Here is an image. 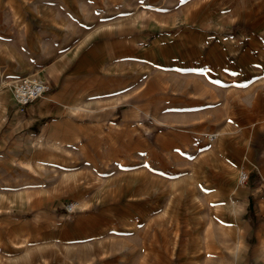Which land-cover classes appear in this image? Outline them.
I'll return each mask as SVG.
<instances>
[{
    "label": "crops",
    "instance_id": "0c3cea01",
    "mask_svg": "<svg viewBox=\"0 0 264 264\" xmlns=\"http://www.w3.org/2000/svg\"><path fill=\"white\" fill-rule=\"evenodd\" d=\"M134 5L153 10L150 14L162 23L135 32L128 20ZM162 5L163 0H0V95L12 100L14 108L6 105L0 119L11 128L13 152L22 155L0 154V165L28 164L36 172L27 171L25 178L1 177L0 194L13 197L18 193L26 196L28 207L38 205L34 213L43 220L47 231L43 237L66 257L75 248L87 249L89 257L78 261L81 264H229L225 256L238 261L243 254L234 257L225 248L243 245L248 202L236 192L231 196L247 202L241 222L228 223L226 212L215 209L227 180L222 144H217L219 178L208 177L205 182L209 184L199 191L188 185L185 190L173 189L168 196L163 190L149 192L145 184L119 191L110 185L99 191L87 184L98 176L107 182L116 180L113 174L95 172L96 166L131 165L125 157L117 160L115 156L116 150H130V127L125 122L108 126L104 119L131 117L126 105L132 99V71L153 67L183 73L179 89L198 102V114L207 126L220 130L241 152L250 153L253 164L245 168L250 173L249 186L264 181V123L228 135L227 122L231 103L249 111L251 103L245 98L260 97L264 36L252 28L246 33L212 29L196 24L190 15L187 20L176 17L175 12L168 24L158 14ZM153 47L156 59L151 58ZM40 72L52 90L16 111L14 83ZM262 94L264 106V88ZM119 101L120 114L105 107ZM84 105L91 110L72 111ZM19 128L24 129L20 138L13 135V129L19 134ZM52 151L59 152L61 165L93 167L80 175L79 182L84 184L78 185V204L70 219L59 218L50 206L52 188L46 184L45 167L52 165ZM14 201H8L11 207ZM259 212L253 209V218L247 222L261 223ZM119 229L127 234L117 237ZM149 229L176 230L180 237L166 243L162 238L148 241ZM117 238L123 240L119 241L123 247L117 248ZM257 245L258 252L264 245V232L259 233ZM212 248L222 251L224 259H212ZM69 259L65 261L72 264ZM251 262L264 264L258 253Z\"/></svg>",
    "mask_w": 264,
    "mask_h": 264
},
{
    "label": "rangeland",
    "instance_id": "374dc122",
    "mask_svg": "<svg viewBox=\"0 0 264 264\" xmlns=\"http://www.w3.org/2000/svg\"><path fill=\"white\" fill-rule=\"evenodd\" d=\"M150 11L153 13V10ZM150 11L148 12L144 6H133L128 20L131 21L132 29L135 32L140 27L147 30L146 27L151 28L157 23H162L157 22ZM172 12L176 13V17L185 20L190 15L196 19V24L207 25L212 29L227 30L226 32L229 33L235 31L246 33L252 28L254 32L262 33L261 35L264 36V0H163L162 9L158 14L162 15L163 20L167 21L168 24L172 23L167 20L172 19L169 16ZM152 49L151 58L156 59L158 55L155 54L154 47ZM171 73L179 74V76ZM182 75L183 73H179L178 70L165 71L154 67L142 71H132V99L126 105V108L131 110V117L104 119L108 126L118 127L125 122L124 124L130 127V135L128 136L130 138V150H116L115 156L117 160L125 157L126 161L131 162V165L96 166L94 167L95 172L106 175L113 174L116 180L107 182L98 176L95 178V182H88L87 184L98 188L99 191L108 188L109 185L119 191L121 187L138 188L141 184H145L149 192L163 190L168 196L171 195L173 189L185 190L188 185H191V189L199 191L205 189V186L209 184L205 182L208 177L219 178L217 165L220 162V153L218 145L222 144L227 161V180L225 186L219 191V203L215 209L220 208L226 212L228 223L237 220L241 222L242 214L248 202L245 215V222L248 224L243 232V241H241L243 247L239 245L236 249L238 244H234L225 248L234 257H239L243 253L238 261L229 255H227V259L222 251L213 248L210 251L211 257L212 259L218 257L224 259L225 256L226 261L229 260V264H252L253 255L258 253L259 258L264 263V245L257 252V238H259L260 232H264V181L261 183L251 182L250 186L248 182L243 186L238 185L236 179L238 172L242 168L249 169V166L253 164L250 153L241 152L237 146L227 140L226 137L224 138L220 130L215 131L216 129L207 126L202 114H198V102H195L193 97H187L186 91L181 92L179 89ZM37 76L42 78L41 80L46 79L43 72ZM50 86L52 90V85L50 84ZM263 88L259 87L258 94L260 97L245 98L248 103H251L249 111L238 109L236 103L229 105L228 135H235L244 126L256 127L264 123ZM1 96L0 110L4 109L6 105H9V110L14 109L10 105L12 100ZM120 103L119 101L105 107L116 110L120 114V109L123 108ZM17 106H15L16 111H19L21 107L18 106L19 108H17ZM87 107V105L76 106L72 111L77 113L91 110ZM19 115L23 116V114ZM10 129L7 120L0 119V154H9V157L20 158L22 155H19L17 150L15 152L12 150L15 144L13 145V142L9 140L11 138ZM18 130L19 134H16L17 129H13V135L20 138L24 129L21 131L19 128ZM212 134H216V136L211 137ZM52 153V165L45 167L46 184L52 188V205L50 206L53 213L58 214L59 218L61 216L70 219L74 213L70 215L64 213V205L77 200L75 194L78 192V185L84 184L79 182L80 175L90 173L88 169L91 170L93 167L61 165L59 152L52 151ZM82 168L84 169L82 170ZM35 169L37 170L36 167ZM27 171L36 173L33 167L28 164L27 166H20L19 164L0 165V179L1 177L4 180L8 177L25 178L29 174ZM211 185L217 186L215 181ZM235 192L237 195L241 194L240 197H244L247 202L235 201L239 199L235 197L232 200L231 196ZM20 195L16 193L14 198L10 194H0V264H68L70 262L65 261L68 258L73 261L72 264H81L78 261L89 257L87 249L83 251L75 248L69 252L70 257H66V253H61L59 247L51 246L48 242L49 239L43 237L47 232L43 229V220L41 221L34 213L38 205L28 207L25 204L26 196ZM13 199L16 203L15 207H11L8 202ZM169 199L167 198L165 202ZM253 209H256L257 212L260 211L259 216L262 219L259 224L247 222L248 217L253 218ZM125 232L124 229L117 230V237L126 235L127 232ZM182 232L185 231H180V234ZM146 237L148 241L162 238L166 243L172 238L180 237V235L176 230L171 229L162 231L149 229ZM119 241L123 240L117 238V248L123 247L119 245L122 244ZM150 247L148 245V249Z\"/></svg>",
    "mask_w": 264,
    "mask_h": 264
},
{
    "label": "built area",
    "instance_id": "2783aa9c",
    "mask_svg": "<svg viewBox=\"0 0 264 264\" xmlns=\"http://www.w3.org/2000/svg\"><path fill=\"white\" fill-rule=\"evenodd\" d=\"M51 90L50 84L41 80L37 75H25L17 79V83L13 87V101L23 110L31 102L48 93ZM249 171L245 168L241 169L237 175V183L239 186L244 185L249 179ZM77 206V202L72 201L64 205V211L67 215L73 214Z\"/></svg>",
    "mask_w": 264,
    "mask_h": 264
},
{
    "label": "bare ground",
    "instance_id": "6f19581e",
    "mask_svg": "<svg viewBox=\"0 0 264 264\" xmlns=\"http://www.w3.org/2000/svg\"><path fill=\"white\" fill-rule=\"evenodd\" d=\"M12 93H13V91H12ZM43 96H44V95H43ZM13 97H14V96H13ZM41 97H42V96H41ZM41 97H40V98H41ZM19 107H20V106H19ZM242 169H243V168H242Z\"/></svg>",
    "mask_w": 264,
    "mask_h": 264
}]
</instances>
